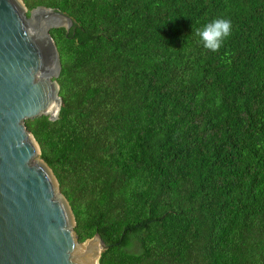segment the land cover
Instances as JSON below:
<instances>
[{
  "label": "trees",
  "instance_id": "obj_1",
  "mask_svg": "<svg viewBox=\"0 0 264 264\" xmlns=\"http://www.w3.org/2000/svg\"><path fill=\"white\" fill-rule=\"evenodd\" d=\"M21 2L93 35L48 30L59 111L24 124L98 264H264V0Z\"/></svg>",
  "mask_w": 264,
  "mask_h": 264
},
{
  "label": "water",
  "instance_id": "obj_2",
  "mask_svg": "<svg viewBox=\"0 0 264 264\" xmlns=\"http://www.w3.org/2000/svg\"><path fill=\"white\" fill-rule=\"evenodd\" d=\"M0 0V264H98L97 233L78 242L74 218L25 119L56 120L59 58L48 30L84 43L91 31L65 14Z\"/></svg>",
  "mask_w": 264,
  "mask_h": 264
},
{
  "label": "clouds",
  "instance_id": "obj_3",
  "mask_svg": "<svg viewBox=\"0 0 264 264\" xmlns=\"http://www.w3.org/2000/svg\"><path fill=\"white\" fill-rule=\"evenodd\" d=\"M192 35L206 51L216 53L224 45L232 32V22L223 17H217L200 27L192 26Z\"/></svg>",
  "mask_w": 264,
  "mask_h": 264
}]
</instances>
